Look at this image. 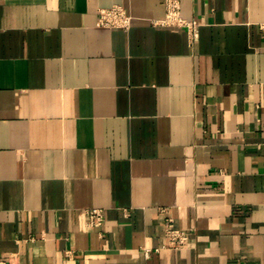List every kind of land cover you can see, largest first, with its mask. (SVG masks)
<instances>
[{
    "label": "crops",
    "instance_id": "0c3cea01",
    "mask_svg": "<svg viewBox=\"0 0 264 264\" xmlns=\"http://www.w3.org/2000/svg\"><path fill=\"white\" fill-rule=\"evenodd\" d=\"M178 1L0 0V258L264 264V0Z\"/></svg>",
    "mask_w": 264,
    "mask_h": 264
},
{
    "label": "built area",
    "instance_id": "2783aa9c",
    "mask_svg": "<svg viewBox=\"0 0 264 264\" xmlns=\"http://www.w3.org/2000/svg\"><path fill=\"white\" fill-rule=\"evenodd\" d=\"M165 14L162 18L155 19L154 23L166 26L186 28L189 38L192 40L198 36V23L194 19H186L180 13V3L178 0H163ZM130 22V16L120 5L100 8L98 11L97 24L101 27H126ZM88 228L101 227L104 222V212L99 207L85 209ZM165 234L168 242L173 246L180 247L188 240L186 230L174 225L171 217L166 218ZM147 252L148 249H145ZM0 264H14L12 259L0 258Z\"/></svg>",
    "mask_w": 264,
    "mask_h": 264
}]
</instances>
